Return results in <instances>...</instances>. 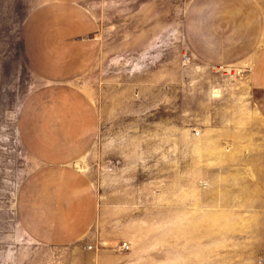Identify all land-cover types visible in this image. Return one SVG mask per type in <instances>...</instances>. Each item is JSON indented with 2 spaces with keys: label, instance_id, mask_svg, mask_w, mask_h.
Instances as JSON below:
<instances>
[{
  "label": "rangeland",
  "instance_id": "obj_1",
  "mask_svg": "<svg viewBox=\"0 0 264 264\" xmlns=\"http://www.w3.org/2000/svg\"><path fill=\"white\" fill-rule=\"evenodd\" d=\"M42 1L0 0V264H264V117L250 96V62L191 52V0L85 1L99 49L74 83L94 102L99 128L76 166L97 213L86 248L24 234L18 195L38 163L17 118L42 80L19 35ZM253 1L264 25V0Z\"/></svg>",
  "mask_w": 264,
  "mask_h": 264
},
{
  "label": "crops",
  "instance_id": "obj_2",
  "mask_svg": "<svg viewBox=\"0 0 264 264\" xmlns=\"http://www.w3.org/2000/svg\"><path fill=\"white\" fill-rule=\"evenodd\" d=\"M85 1L43 0L19 35L24 60L42 84L23 101L17 118L21 142L38 163L21 185L18 213L24 234L46 245L86 248L98 207L94 187L76 166L99 128L94 102L74 83L99 49L97 21ZM183 33L191 52L205 62L249 59L250 96L264 117V25L254 1L191 0Z\"/></svg>",
  "mask_w": 264,
  "mask_h": 264
},
{
  "label": "built area",
  "instance_id": "obj_3",
  "mask_svg": "<svg viewBox=\"0 0 264 264\" xmlns=\"http://www.w3.org/2000/svg\"><path fill=\"white\" fill-rule=\"evenodd\" d=\"M90 246V245H89ZM121 248L122 249H127V248H129V244L126 242V241H123L122 243H121Z\"/></svg>",
  "mask_w": 264,
  "mask_h": 264
}]
</instances>
